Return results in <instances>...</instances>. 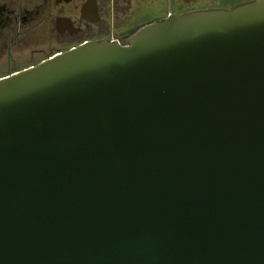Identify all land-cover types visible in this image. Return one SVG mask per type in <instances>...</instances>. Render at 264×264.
Returning a JSON list of instances; mask_svg holds the SVG:
<instances>
[{
  "label": "water",
  "instance_id": "obj_1",
  "mask_svg": "<svg viewBox=\"0 0 264 264\" xmlns=\"http://www.w3.org/2000/svg\"><path fill=\"white\" fill-rule=\"evenodd\" d=\"M0 264H264V0L1 77Z\"/></svg>",
  "mask_w": 264,
  "mask_h": 264
},
{
  "label": "flooded vegetation",
  "instance_id": "obj_2",
  "mask_svg": "<svg viewBox=\"0 0 264 264\" xmlns=\"http://www.w3.org/2000/svg\"><path fill=\"white\" fill-rule=\"evenodd\" d=\"M248 0H0V78L73 47L128 44L153 21Z\"/></svg>",
  "mask_w": 264,
  "mask_h": 264
}]
</instances>
